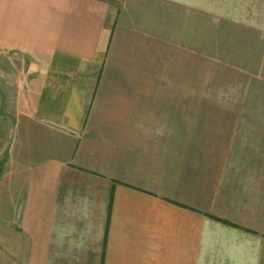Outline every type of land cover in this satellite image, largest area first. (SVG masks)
<instances>
[{"label":"crops","instance_id":"1","mask_svg":"<svg viewBox=\"0 0 264 264\" xmlns=\"http://www.w3.org/2000/svg\"><path fill=\"white\" fill-rule=\"evenodd\" d=\"M255 6L0 0V264H206L213 229L261 235L264 263V158L191 157L183 76L207 23L264 49Z\"/></svg>","mask_w":264,"mask_h":264},{"label":"rangeland","instance_id":"2","mask_svg":"<svg viewBox=\"0 0 264 264\" xmlns=\"http://www.w3.org/2000/svg\"><path fill=\"white\" fill-rule=\"evenodd\" d=\"M253 13L248 29L252 26L255 30L248 34H263L260 40L264 48L263 6L253 7ZM225 24L222 23V49L210 46L213 28L212 23H207V49H188V69L183 56V76L190 79V139L199 148L191 147V157H198L196 153L200 151V156L205 157L264 158V49H228L231 31L229 28V33L224 32ZM235 29L232 32L236 36ZM253 39L258 47L259 39ZM175 71L176 76V64ZM5 174L0 171L1 194L11 185ZM24 177L25 172L21 170L18 185L23 184ZM257 179L254 184L260 185ZM257 197L254 191V199ZM208 232L206 264H264L261 235L226 229ZM248 251L254 255L250 262Z\"/></svg>","mask_w":264,"mask_h":264},{"label":"trees","instance_id":"3","mask_svg":"<svg viewBox=\"0 0 264 264\" xmlns=\"http://www.w3.org/2000/svg\"><path fill=\"white\" fill-rule=\"evenodd\" d=\"M224 222H228L227 220H223Z\"/></svg>","mask_w":264,"mask_h":264}]
</instances>
